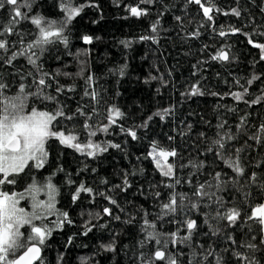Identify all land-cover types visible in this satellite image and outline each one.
<instances>
[{
	"label": "snow or ice",
	"instance_id": "6c2138e0",
	"mask_svg": "<svg viewBox=\"0 0 264 264\" xmlns=\"http://www.w3.org/2000/svg\"><path fill=\"white\" fill-rule=\"evenodd\" d=\"M113 3L117 7L123 4L127 13L124 19L148 18L152 16L150 6H156L157 11L149 24L151 34L140 35L138 41L160 43V32L168 31L163 26V17L172 5H162V0H134L128 3L113 0ZM190 5L198 6L197 15L202 19L187 38H199L205 26L221 38L242 34L248 38L249 45L259 50V60L253 61V66L264 61V42L253 40V33L244 31L247 25L229 26L227 30L221 26L217 29L218 15L242 16L239 6L225 11L216 0H183V15L173 17L178 24L183 25ZM161 6L164 11L159 10ZM52 8L59 9L54 13L58 17L56 19L41 14L37 0H0V15H3V21H0V65L9 68L17 65L9 73L14 79L6 78L0 72V264H46L45 251L54 235L77 224L69 211L58 206L62 187L71 189V205L83 204L85 197L94 206L98 197L109 205L99 211H81L79 228L67 237L65 247L71 246L77 235L88 237L101 232L109 235V242L99 243L95 255L103 257L104 253H111L113 261L123 251L131 264H264V159L253 163L246 161L242 155L246 148L252 147L247 143L249 139L264 148V122L258 125L256 132L247 136L246 121L250 114L239 118L235 130L227 127V120H221L215 126L216 139L206 142L204 151L199 153L203 159H196L189 152L185 161L180 146L165 145L157 139L149 140L147 152L136 156V160L151 161L161 179L150 184L147 190L143 184L138 185L136 192L145 200H148L150 193L154 210L139 205L135 214L127 212L114 195L117 190L127 193L132 189L130 177L143 176V167L122 170L118 184H109L106 178H101L94 187L84 180L78 182L72 178L59 162L63 152L53 156L51 142L63 149H71L84 158L77 176L81 172L94 175L98 169L90 167L88 160L105 157L110 150L127 156V138L135 142L147 139L154 117L166 121L174 116L175 106L158 109L142 123L133 122L131 126H126L127 113L104 99L97 90L94 76L91 73L84 76L86 65L81 62L77 73L84 79L81 100L88 98L91 103L77 104L74 110L69 109L61 97L65 93L76 92V87L74 84H61L57 79L61 73L45 71V56L56 52L53 58L58 61L63 55L79 57L80 53L74 54L71 48L74 21L82 18L86 9H95L100 19H103V13L95 0H54ZM100 19H93L92 23L98 24ZM25 24L33 27L25 30ZM255 35L264 37V32ZM9 37L17 39L10 40ZM78 38L86 45L101 39L89 34H80ZM134 42L120 41L126 48ZM207 47L204 45L205 49ZM230 53L231 45L224 43L209 59L230 65L235 59ZM21 59L28 65V70L19 64ZM126 68L127 64H124L118 69H110V72L124 76ZM196 74L193 71V75ZM62 75L72 76L69 72ZM153 80H160L167 86L163 75L150 76L144 82L147 84ZM258 80H261V76L256 74L245 83L236 79L234 84L239 91H229L223 95L217 92L209 94L221 98L230 96L248 107L260 105L264 103V88L261 95L253 99L247 87ZM205 94L204 88L196 82L181 96ZM227 111L236 113L237 109L227 108ZM191 127V124L187 125L189 131ZM117 135L125 139L116 142L106 138ZM177 135L183 138L188 132ZM177 135H167L166 139L175 142ZM199 137L204 141L205 133L200 132ZM238 138L243 140L244 146H235L233 142ZM209 154L213 164L208 163ZM216 161L222 162L230 171L214 170ZM45 169L48 170L46 176ZM185 169L188 171L182 175ZM61 173L64 174L63 184L56 180ZM17 184L21 186L19 191L16 190ZM99 185L106 187L100 188ZM24 201L28 207L21 206ZM113 221L136 229L137 238L133 240L131 248L128 244L123 245L122 249L118 246L117 238L122 233L111 228ZM165 224L173 227L165 230ZM204 237L207 240L201 243ZM59 260L63 261L62 254ZM94 264H99V261Z\"/></svg>",
	"mask_w": 264,
	"mask_h": 264
},
{
	"label": "trees",
	"instance_id": "16d2710c",
	"mask_svg": "<svg viewBox=\"0 0 264 264\" xmlns=\"http://www.w3.org/2000/svg\"><path fill=\"white\" fill-rule=\"evenodd\" d=\"M37 2L40 3L39 11L41 14L48 15L50 19L58 18L54 13L58 12L59 9L52 8L54 0H37ZM95 2L101 6L103 19H100L99 13L95 9H86L82 18L78 17L74 21L71 48L74 54L80 53L79 57L63 55L62 59L58 61L53 58L57 55L56 52L45 56L44 70L54 74L61 73L57 77L61 84H74L76 87V92L65 93L61 97L62 102L67 103L68 108L73 110L77 104L91 103L88 98L81 100L84 79L77 75L81 68V62H85L86 71L84 76L86 77L91 73L95 78L97 90L104 99L110 103H115L127 113L126 126H131L133 122L136 124L142 123L158 109L173 105L175 106V114L167 118L166 121L154 117L150 123L147 139L135 142L131 138H127V156L117 150H110L108 154H105V157H101L96 161L88 160L87 163L90 167L98 169L94 175L91 172H81L79 176L76 175L84 158L71 149H63L55 142H51L50 150L53 152V156L57 152L64 153L62 157H59V162L64 165L67 172L71 173L73 179L78 182L84 180L94 187L99 184L101 178H106L109 184H118L121 182L120 173L122 170L143 167L145 169L143 176L130 177L133 182L132 189L127 193H120L117 190L114 195L127 212L135 214L139 205L154 210L151 194L148 193L149 198L145 200L143 196L136 192V188L138 185L143 184L147 190L150 184L159 181L161 177L155 172L151 161L138 162L136 156L147 152L149 140L157 139L165 145L180 146L185 161L189 156V152L192 157L203 159L199 153L204 151L206 142L210 143L216 139L215 126L221 120H227V127L235 130L239 118L246 114H250L246 121V135L251 136L258 130V125L264 122V103L248 107L241 102L234 101L230 96L221 98L212 96L209 93L217 92L223 95L229 91H239L240 89L234 84V80L239 79L241 83H245L247 79L256 74L261 76V80L254 81L251 86H246L249 87L251 98L254 99L256 96L261 95V89L264 88V61H259L253 66V61L259 60V50L249 45L247 43L248 38L242 34L221 38L216 32L205 26L201 29L202 35L199 38H187L188 33L199 26L202 17L197 15L198 6L190 5L188 15L184 17L183 25L178 24L173 17L183 15L181 7L183 0H162V5L169 4L172 7L163 17V26L168 31L160 32V43L158 45L151 41H138L140 35L151 34L149 24L157 11L156 6H150L152 16L148 18L124 19L123 17L127 13L123 8V4L117 7L113 0H95ZM124 2H134V0H124ZM216 3L225 11L237 6L242 9L240 18L218 15L216 17L218 30L221 26L224 30H227L229 26L244 27L247 25L244 27V31L253 33V40L264 42V37L255 35L258 32H264V11H261V8H264V0H238V2L237 0H216ZM46 4L47 6H45ZM159 10L164 11V7L161 6ZM93 19H100V22L93 24ZM0 21H3V15H0ZM23 27L27 30L33 26L25 24ZM80 34L99 36L101 39L95 41L92 45H86L78 38ZM8 39H17V37H9ZM121 40L136 42L131 47L126 48L120 43ZM224 43L231 45L230 54L235 57L230 65L209 59L210 55ZM204 45H208V47L205 49ZM86 49L90 51L85 52ZM61 52H63L62 46ZM200 61H207V63H199ZM19 64L23 65L25 70H28V65L23 59L19 61ZM124 64H127L124 76L113 75L110 72V69H118ZM194 65L196 66L195 69L193 68ZM16 66L13 65V68ZM13 68L0 65V72H3L6 78L14 79V77L9 76ZM193 71L197 73L195 76ZM64 72H69L72 76L65 77L62 75ZM161 75H163L164 81L167 82V86H164L160 80H153L147 84L144 82L150 76L159 77ZM196 82L201 84L206 94L204 96L182 97L181 93L187 91L188 87ZM157 89H159V92ZM218 105L219 107H217ZM225 105L227 108H236L237 112L227 111ZM188 124L192 125L190 131L187 128ZM115 131L118 132L119 130L115 129ZM182 132H188V135L183 138L177 135ZM200 132L205 133L204 141L199 137ZM167 135H177L176 141H167ZM106 138L114 139L116 142L125 139V137L119 135ZM233 143L236 147L244 146L241 138ZM247 143L252 147L246 148L242 154L246 161L255 163L258 159H264V148L250 139ZM192 145H195V147H192ZM208 163L213 164L211 154H209ZM213 168L217 171L221 169L230 171L220 161H216ZM187 171L185 169L182 175L186 174ZM37 175L39 178V174ZM44 175H48L47 169L44 170ZM56 180L63 184L64 174L61 173L56 177ZM99 187L105 188L106 186L99 185ZM20 189V184H17L16 190L19 191ZM70 192L71 189L62 187L58 206L69 211L77 224L75 227L66 228L64 232L54 235L50 246L45 251L46 264H94L95 261H99V264H131L124 256L123 251L115 257L114 261L110 258L112 257L111 253H104L103 257L95 255L99 243L109 242L107 233L97 232L90 234L88 237L77 235L73 244L65 247L67 237L72 235L73 232H77L79 228L81 222L79 214L81 211L85 213L87 211H99L100 208L109 206L100 197L97 198V205L95 206L88 202L87 197L84 198L83 204L71 205L69 203ZM21 206L28 207L29 205L24 201ZM121 215L123 216V213ZM200 222L202 223V219ZM172 227V225H164L165 230ZM111 228L122 233L117 238L118 246L122 249L123 245L128 244L131 248L133 240L137 238L136 229L115 221L112 222ZM206 240L207 237H204L200 242L204 243ZM61 254L63 255L62 262L59 260Z\"/></svg>",
	"mask_w": 264,
	"mask_h": 264
}]
</instances>
